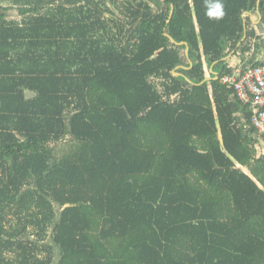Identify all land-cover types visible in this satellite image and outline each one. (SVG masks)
Listing matches in <instances>:
<instances>
[{"label": "trees", "instance_id": "16d2710c", "mask_svg": "<svg viewBox=\"0 0 264 264\" xmlns=\"http://www.w3.org/2000/svg\"><path fill=\"white\" fill-rule=\"evenodd\" d=\"M263 36L264 0H1L0 264H264V135L222 83Z\"/></svg>", "mask_w": 264, "mask_h": 264}, {"label": "built area", "instance_id": "2783aa9c", "mask_svg": "<svg viewBox=\"0 0 264 264\" xmlns=\"http://www.w3.org/2000/svg\"><path fill=\"white\" fill-rule=\"evenodd\" d=\"M222 83L232 87L239 101L250 106L252 123L258 133L264 135V65L245 72L241 67L235 68L231 75L222 79Z\"/></svg>", "mask_w": 264, "mask_h": 264}, {"label": "clouds", "instance_id": "9594fccd", "mask_svg": "<svg viewBox=\"0 0 264 264\" xmlns=\"http://www.w3.org/2000/svg\"><path fill=\"white\" fill-rule=\"evenodd\" d=\"M216 7H217V12L215 13L214 18L215 19H220L224 15V12H223V4L222 3H218Z\"/></svg>", "mask_w": 264, "mask_h": 264}, {"label": "crops", "instance_id": "0c3cea01", "mask_svg": "<svg viewBox=\"0 0 264 264\" xmlns=\"http://www.w3.org/2000/svg\"><path fill=\"white\" fill-rule=\"evenodd\" d=\"M251 17V21H253L255 24H259L260 23V19L258 21H255L257 19H255V17L253 15L250 16ZM233 56V54L228 57V59H230ZM233 63H231L233 66L237 65V61L236 60H232Z\"/></svg>", "mask_w": 264, "mask_h": 264}, {"label": "water", "instance_id": "95a60500", "mask_svg": "<svg viewBox=\"0 0 264 264\" xmlns=\"http://www.w3.org/2000/svg\"><path fill=\"white\" fill-rule=\"evenodd\" d=\"M171 41L176 43L175 40L173 38H171ZM183 43H181L180 45H182ZM175 75H178V73L175 72Z\"/></svg>", "mask_w": 264, "mask_h": 264}, {"label": "rangeland", "instance_id": "374dc122", "mask_svg": "<svg viewBox=\"0 0 264 264\" xmlns=\"http://www.w3.org/2000/svg\"><path fill=\"white\" fill-rule=\"evenodd\" d=\"M0 2H1V0H0ZM3 4L6 5V4H9V3H6V2H5V3H3Z\"/></svg>", "mask_w": 264, "mask_h": 264}]
</instances>
